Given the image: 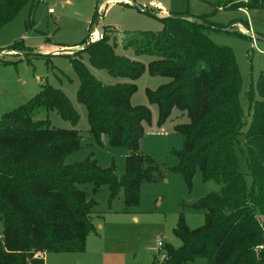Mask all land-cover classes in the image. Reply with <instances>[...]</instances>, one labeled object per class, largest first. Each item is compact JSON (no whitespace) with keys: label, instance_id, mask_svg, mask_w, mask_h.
Here are the masks:
<instances>
[{"label":"trees","instance_id":"trees-1","mask_svg":"<svg viewBox=\"0 0 264 264\" xmlns=\"http://www.w3.org/2000/svg\"><path fill=\"white\" fill-rule=\"evenodd\" d=\"M38 1L0 0V29ZM217 5L264 9V0H218ZM101 7L102 3L97 11ZM159 21L160 32L136 35L123 49L148 55L149 73L169 79L156 91H147L150 103L158 106L159 126L173 108L189 119L175 126L184 145L174 151L179 164L173 170L190 185L199 169L204 183L220 186L195 205L205 210L203 227L191 230L179 220L174 235L181 246L163 244L162 262L264 264V75L249 92L252 117L243 133L246 115L239 100L241 75L235 55L206 34L225 27L207 15L187 13L171 12ZM108 30L101 27L97 42L68 57L79 80L77 100L86 107L90 133L100 145L106 138L110 146L128 149L125 174L117 178L113 166L103 169L93 156L66 163L81 148L79 132L56 129L37 116L42 109L57 111L75 127L79 115L62 91L42 86L26 104L0 118V264H44L50 252H84L98 203L79 185L91 184L93 194L107 186L110 202L123 192L131 208L140 203L141 185L154 182L160 173L155 161L140 152L143 125L150 123L151 113L131 104L145 66L116 54L117 44L110 42ZM87 43L88 39L83 44ZM7 50L30 55L21 43ZM84 53L93 68L128 82L104 85L82 62ZM238 150L245 152L250 183L240 172Z\"/></svg>","mask_w":264,"mask_h":264},{"label":"rangeland","instance_id":"rangeland-1","mask_svg":"<svg viewBox=\"0 0 264 264\" xmlns=\"http://www.w3.org/2000/svg\"><path fill=\"white\" fill-rule=\"evenodd\" d=\"M101 3L103 6L97 11ZM217 4L218 0H41L26 5L0 29V51L4 50L0 52V118L26 104L44 85L62 91L79 115L77 126L65 121L57 111L42 109L37 118L48 119L56 129L79 132L81 148L66 159L67 164L93 156L101 168L113 166L117 178L125 174L128 149L112 147L106 138L100 145L90 133L86 107L77 100L79 80L68 55L81 51L93 39L101 38L98 34L94 38L91 33L98 28L96 18L99 15L98 24L109 29L110 42L115 40L117 44L116 54L145 66L135 82L137 91L131 104L146 107L151 113L150 123L143 125L140 152L155 161L160 173L154 182L141 185L140 203L131 208L126 207L123 192L110 202L107 186L93 194L91 184L79 185L88 198L98 203L92 213L94 231L86 238L84 252H50L45 255L44 264H163L158 242L176 249L181 246L174 235L181 218L191 230L204 226L205 210L195 205L209 193L217 192L220 186L215 182L204 183L199 169L190 185L182 174L173 170L179 164L174 151L181 150L184 145V137L175 132V126L186 124L189 119L173 108L168 120L159 126L158 106L150 103L147 91H156L169 79L152 76L148 70L152 58L136 55L133 48L125 50L123 45L141 33L160 32L163 26L159 19L166 17L165 12L196 17L207 15L212 23L225 27L208 29L206 34L216 45L235 55L241 75L239 100L246 115L242 131L245 133L252 117L249 92L260 75H264V9L243 12L236 8L224 9ZM49 9H53L54 14L50 15ZM251 31L255 40L249 37ZM86 39L88 43L83 44ZM15 43H21L30 55L8 51L7 48ZM82 62L104 85L128 82L93 68L85 53ZM254 98L258 99L256 94ZM242 149L245 151L244 146ZM237 156L240 172L250 183L245 152L238 150ZM188 264H205V261L196 259Z\"/></svg>","mask_w":264,"mask_h":264},{"label":"built area","instance_id":"built-area-1","mask_svg":"<svg viewBox=\"0 0 264 264\" xmlns=\"http://www.w3.org/2000/svg\"><path fill=\"white\" fill-rule=\"evenodd\" d=\"M243 1H246V0H243ZM241 10H243V9H241ZM244 12H245V10H244ZM48 13H49V14H54L53 9H49V10H48ZM247 34H248V33H247ZM92 36H93V35H92ZM249 37L252 38V39H254V40L256 39L255 34H254L252 31L249 33ZM94 40H95V39H93L92 41H94ZM157 246H158V248H159V250H160V249L163 247V242H162V241H159ZM162 259H163V256H162Z\"/></svg>","mask_w":264,"mask_h":264},{"label":"water","instance_id":"water-1","mask_svg":"<svg viewBox=\"0 0 264 264\" xmlns=\"http://www.w3.org/2000/svg\"><path fill=\"white\" fill-rule=\"evenodd\" d=\"M98 22H99V15L97 16V18H96V23H97V32H99L100 33V30H101V27H100V25L98 24ZM100 39V38H99ZM98 39V40H99ZM98 40H96V41H93L92 43H89V44H87L85 47H89V46H91L92 44H94L95 42H97Z\"/></svg>","mask_w":264,"mask_h":264},{"label":"crops","instance_id":"crops-1","mask_svg":"<svg viewBox=\"0 0 264 264\" xmlns=\"http://www.w3.org/2000/svg\"><path fill=\"white\" fill-rule=\"evenodd\" d=\"M124 1H127V0H124ZM110 3H111V2H110ZM102 6H103V5H102ZM101 8H102V7H101ZM242 11L244 12V10H242ZM170 13H171V12H170ZM170 13H169V14H170ZM169 14H167V12H165L164 15L167 17V16H169ZM50 15H52V14H50ZM96 34H97V30H95V33H92V35H93L94 38H96V37H95ZM97 37H98V36H97ZM97 39H98V38H97Z\"/></svg>","mask_w":264,"mask_h":264},{"label":"bare ground","instance_id":"bare-ground-1","mask_svg":"<svg viewBox=\"0 0 264 264\" xmlns=\"http://www.w3.org/2000/svg\"><path fill=\"white\" fill-rule=\"evenodd\" d=\"M124 1V0H123ZM245 31V30H244ZM245 33V32H244ZM97 34L101 37V33L97 32Z\"/></svg>","mask_w":264,"mask_h":264}]
</instances>
